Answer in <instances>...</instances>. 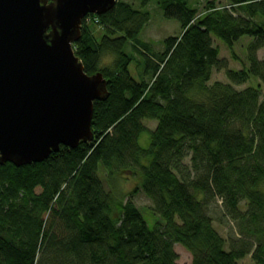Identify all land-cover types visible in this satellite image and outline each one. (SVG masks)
Returning a JSON list of instances; mask_svg holds the SVG:
<instances>
[{
    "label": "trees",
    "instance_id": "obj_1",
    "mask_svg": "<svg viewBox=\"0 0 264 264\" xmlns=\"http://www.w3.org/2000/svg\"><path fill=\"white\" fill-rule=\"evenodd\" d=\"M151 1H117L83 20L74 54L87 75H103L107 97L93 103L91 142L0 165V264H178L175 245L191 264H264V0L207 1L200 15L187 0H156L180 24L162 52L138 39ZM213 36L228 49L251 38L247 67L227 69ZM213 70L228 82L209 84ZM251 79L256 87L236 88ZM100 173L136 187L107 191ZM139 192L151 203L144 211L131 201ZM218 201L234 238L209 216Z\"/></svg>",
    "mask_w": 264,
    "mask_h": 264
},
{
    "label": "water",
    "instance_id": "obj_2",
    "mask_svg": "<svg viewBox=\"0 0 264 264\" xmlns=\"http://www.w3.org/2000/svg\"><path fill=\"white\" fill-rule=\"evenodd\" d=\"M118 0H0V165L41 163L92 141L106 80L74 54L83 20Z\"/></svg>",
    "mask_w": 264,
    "mask_h": 264
},
{
    "label": "rangeland",
    "instance_id": "obj_3",
    "mask_svg": "<svg viewBox=\"0 0 264 264\" xmlns=\"http://www.w3.org/2000/svg\"><path fill=\"white\" fill-rule=\"evenodd\" d=\"M129 4L133 9H140L138 0H118ZM207 1H213L217 6H225L227 2L225 0H187L188 4L196 8L197 15H200L204 11V7ZM149 13V22L141 30L138 39L151 46L154 52H162L164 50V40L168 37L176 36L180 33V24L176 19L166 18L164 11L160 8L156 0L151 1L145 8ZM98 26L91 25L90 29L95 30ZM99 35H97L98 37ZM99 38V37H98ZM213 46L219 50V58L226 63V68L229 70H240L243 67H247V47L253 41L251 38L243 37L234 44L232 49L228 47L219 39L212 37ZM127 54H132L131 46L128 44L125 48ZM257 57L259 60L264 58V50L257 51ZM112 58L106 56L102 59L101 64L106 65L111 62ZM129 71L131 76L138 80L136 76V68L134 65H130ZM214 82L227 83L228 80L225 76L224 70H213L209 84ZM258 84L256 79H251L248 83L236 87L237 89H244L248 86L256 87ZM264 95V92H263ZM144 126L149 130H152L156 126V122L145 120ZM138 144L141 148L147 149L149 146V134L144 132L139 136ZM100 178L104 184L105 190H112L114 193L129 194L136 187L135 179H116L115 186L110 185L106 180L104 173H100ZM132 203L141 211L151 207L150 201L142 194L138 193L131 197ZM209 216L213 221V225L216 230L226 239L234 238L238 234L237 226L228 217L225 216L221 202L218 201L209 209ZM174 251L177 254L178 264H191V255L180 245L174 246ZM250 263V258L247 257L240 264Z\"/></svg>",
    "mask_w": 264,
    "mask_h": 264
},
{
    "label": "built area",
    "instance_id": "obj_4",
    "mask_svg": "<svg viewBox=\"0 0 264 264\" xmlns=\"http://www.w3.org/2000/svg\"><path fill=\"white\" fill-rule=\"evenodd\" d=\"M84 20L86 21V23H89L91 21L90 15L87 16Z\"/></svg>",
    "mask_w": 264,
    "mask_h": 264
}]
</instances>
